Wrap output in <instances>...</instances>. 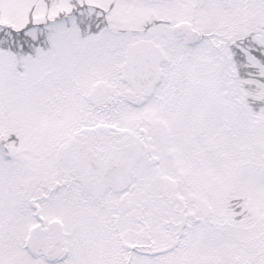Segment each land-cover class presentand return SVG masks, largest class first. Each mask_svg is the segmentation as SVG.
I'll return each mask as SVG.
<instances>
[{"label": "snow or ice", "instance_id": "6c2138e0", "mask_svg": "<svg viewBox=\"0 0 264 264\" xmlns=\"http://www.w3.org/2000/svg\"><path fill=\"white\" fill-rule=\"evenodd\" d=\"M0 264H264V0H0Z\"/></svg>", "mask_w": 264, "mask_h": 264}]
</instances>
